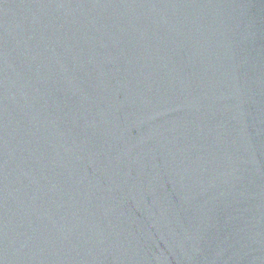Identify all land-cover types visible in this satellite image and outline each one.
<instances>
[{"label": "water", "instance_id": "water-1", "mask_svg": "<svg viewBox=\"0 0 264 264\" xmlns=\"http://www.w3.org/2000/svg\"><path fill=\"white\" fill-rule=\"evenodd\" d=\"M0 264H264V0H0Z\"/></svg>", "mask_w": 264, "mask_h": 264}]
</instances>
